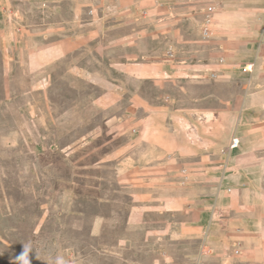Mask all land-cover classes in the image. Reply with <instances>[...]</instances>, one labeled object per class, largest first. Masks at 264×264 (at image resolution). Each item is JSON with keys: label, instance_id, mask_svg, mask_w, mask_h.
Listing matches in <instances>:
<instances>
[{"label": "crops", "instance_id": "obj_1", "mask_svg": "<svg viewBox=\"0 0 264 264\" xmlns=\"http://www.w3.org/2000/svg\"><path fill=\"white\" fill-rule=\"evenodd\" d=\"M172 2L108 0L106 10L88 14L77 0H60L44 28L0 38L3 77L42 71L49 89L75 80L89 87L82 91L95 109L109 102L106 116L77 122L88 133L82 141L102 138L93 149L108 187L96 207L77 213L91 240L78 264H264V24L243 23L242 0L234 12L240 26L221 11L223 28L233 31L225 44L253 46L257 60L246 77L232 64L223 85L203 93L204 103L209 96L218 104L215 117L207 119V109L197 117L193 92L178 86L165 102L162 90L158 46L184 39L181 0ZM184 92L187 102L177 99ZM182 168L203 171V180L181 177Z\"/></svg>", "mask_w": 264, "mask_h": 264}, {"label": "rangeland", "instance_id": "obj_2", "mask_svg": "<svg viewBox=\"0 0 264 264\" xmlns=\"http://www.w3.org/2000/svg\"><path fill=\"white\" fill-rule=\"evenodd\" d=\"M59 1L0 0V18L4 20L0 38L11 36V31L13 36H23L26 28L34 34L36 24L44 28L46 11ZM77 1L88 14L92 9L106 10L108 3ZM242 1L249 9L243 23L263 25L264 0ZM236 4L237 0H181L177 4L184 14V29L180 30L184 39L178 44L164 40L162 47L158 46L166 61L162 80L165 102L177 96L180 86L195 94L197 117L205 116L204 109L207 119L215 117L210 113L219 106L209 96L204 103L203 93L223 85L222 76L232 74V64H239L241 76L249 75V64L257 60L253 46L224 41L233 31L226 33L221 11H232L228 14L231 26H240V18L234 13ZM165 5L171 7L172 0H165ZM209 18L211 34L205 36L203 28ZM231 52H236L235 58L228 56ZM2 71L0 61V264H24L25 259L29 264H57L58 258L64 264H78L81 249L91 240L89 222L82 221L77 213L91 211L108 187H102L105 166L97 164L101 152L93 149L102 138L82 141L88 133L86 126L77 122L95 113L106 116L109 102L105 99L103 107L95 109L82 91L89 87L75 80L71 85L49 89L42 71L22 70L16 77H3ZM137 83L133 81L132 88L136 89ZM243 83L249 85L251 80ZM177 99L187 102V93ZM196 144L202 142L197 140ZM180 172L181 177L194 179L196 184L203 180L204 172L195 168ZM198 187L202 190L201 185Z\"/></svg>", "mask_w": 264, "mask_h": 264}, {"label": "built area", "instance_id": "obj_3", "mask_svg": "<svg viewBox=\"0 0 264 264\" xmlns=\"http://www.w3.org/2000/svg\"><path fill=\"white\" fill-rule=\"evenodd\" d=\"M211 19H207V23L206 25L204 26L203 28V33L205 36H209L211 34ZM214 77H216L217 75L216 74H213ZM239 146V140L238 139H234L233 140V143L231 145L232 148H236Z\"/></svg>", "mask_w": 264, "mask_h": 264}, {"label": "clouds", "instance_id": "obj_4", "mask_svg": "<svg viewBox=\"0 0 264 264\" xmlns=\"http://www.w3.org/2000/svg\"><path fill=\"white\" fill-rule=\"evenodd\" d=\"M24 264H29V262L27 261V259L24 260ZM57 264H64V261L62 258H58L57 259Z\"/></svg>", "mask_w": 264, "mask_h": 264}]
</instances>
